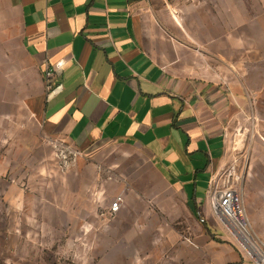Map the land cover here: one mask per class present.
Instances as JSON below:
<instances>
[{
    "label": "crops",
    "instance_id": "1",
    "mask_svg": "<svg viewBox=\"0 0 264 264\" xmlns=\"http://www.w3.org/2000/svg\"><path fill=\"white\" fill-rule=\"evenodd\" d=\"M202 9L203 0H0V68L26 132L85 154L107 144L141 149L197 225L214 232L223 225L209 194L231 163L228 129L248 97L218 75L222 60L204 67V47L228 51L234 34L204 25L217 17ZM3 193L10 203L28 196L13 186ZM231 244L212 247L207 264H253Z\"/></svg>",
    "mask_w": 264,
    "mask_h": 264
},
{
    "label": "rangeland",
    "instance_id": "2",
    "mask_svg": "<svg viewBox=\"0 0 264 264\" xmlns=\"http://www.w3.org/2000/svg\"><path fill=\"white\" fill-rule=\"evenodd\" d=\"M207 10L217 18L204 25L234 34L228 51L204 47V67L210 58L212 66L222 60L218 75L247 94L226 140L240 203L264 244V0H203ZM2 72L0 264H207L214 246L228 241L241 250L224 226L212 232L197 225L141 149L107 144L85 154L62 138L26 132L21 103L4 89ZM9 186L28 193L24 204L10 203L3 193ZM120 193L123 203L112 215L109 204Z\"/></svg>",
    "mask_w": 264,
    "mask_h": 264
},
{
    "label": "built area",
    "instance_id": "3",
    "mask_svg": "<svg viewBox=\"0 0 264 264\" xmlns=\"http://www.w3.org/2000/svg\"><path fill=\"white\" fill-rule=\"evenodd\" d=\"M61 66L62 63L59 61L55 63L54 68L59 69ZM44 76L49 79L52 76V70L47 69ZM237 179L234 166H227L218 178L213 180L209 205L222 225L234 235L246 257L253 264H264V244L253 235L248 224L246 213L239 200V192L235 187ZM123 200V193L115 197L109 204V213L116 214Z\"/></svg>",
    "mask_w": 264,
    "mask_h": 264
},
{
    "label": "trees",
    "instance_id": "4",
    "mask_svg": "<svg viewBox=\"0 0 264 264\" xmlns=\"http://www.w3.org/2000/svg\"><path fill=\"white\" fill-rule=\"evenodd\" d=\"M207 230H209L207 227H206Z\"/></svg>",
    "mask_w": 264,
    "mask_h": 264
}]
</instances>
